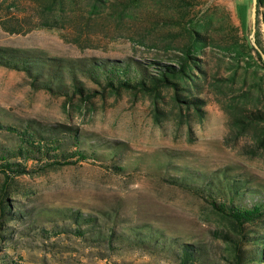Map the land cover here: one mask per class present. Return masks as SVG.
I'll return each instance as SVG.
<instances>
[{
    "label": "rangeland",
    "instance_id": "rangeland-1",
    "mask_svg": "<svg viewBox=\"0 0 264 264\" xmlns=\"http://www.w3.org/2000/svg\"><path fill=\"white\" fill-rule=\"evenodd\" d=\"M248 1L135 0L120 17L123 0H109L95 28H84L78 43L69 25L18 35L0 27V46L35 49L49 57L176 63L192 46L206 71H195L200 76L195 95L206 100L204 119L192 113L180 117L172 92L164 90L156 106L165 113L157 121L152 96L122 92L84 102L36 89L25 72L0 66V124H67L89 134L90 153L96 149L90 160L10 181L15 217L0 227V264H177L175 250L183 243L202 246L207 264H228V245L217 231L231 227L204 198L173 180L222 170L264 191V150L251 155L250 135L233 140L225 111L232 105L247 110L264 106L260 61L248 68L247 61L231 55L236 28L243 36L236 6ZM248 24L247 36L250 18ZM193 30L204 39L197 42ZM261 34L264 45V24ZM248 90V98L241 97ZM0 145H13L1 131ZM4 181L0 172V198ZM56 209L91 215L95 223L78 224ZM79 226L83 237L72 231ZM250 230L256 233L245 239L248 254L254 253L256 238L264 242V220ZM135 231L138 237L162 235L176 243L165 250L140 245Z\"/></svg>",
    "mask_w": 264,
    "mask_h": 264
},
{
    "label": "trees",
    "instance_id": "trees-1",
    "mask_svg": "<svg viewBox=\"0 0 264 264\" xmlns=\"http://www.w3.org/2000/svg\"><path fill=\"white\" fill-rule=\"evenodd\" d=\"M109 0H0V27L11 35L27 34L34 29H61L69 25L77 35L76 42L81 39L84 28L93 29L97 24L101 8ZM135 0H123L119 16ZM25 5L28 8H24ZM84 8H80V7ZM243 36L233 39L236 48L231 55L238 60L247 61L250 68L255 59L260 61L264 69L261 55L253 48L248 32L251 11V0L236 6ZM82 9V10H80ZM264 24V0H258L257 42L264 51L261 25ZM195 40L202 41V34L193 30L190 34ZM75 42V43H76ZM256 54V56H255ZM0 66L25 72L36 89L46 90L69 99L91 102L98 96L118 95L122 92H133L149 95L154 98V117L162 119L164 110L158 108L164 90L172 92V101L178 107L180 117H188L191 113L200 119L205 117L206 100L195 95L198 92L199 75L195 71L206 74L203 61L193 53L192 46L183 50L176 63L153 60L149 63L135 58L124 60L99 58H62L49 57L35 49H23L0 46ZM90 83L94 87L88 85ZM251 91H245L241 97L248 98ZM229 115L230 133L233 140L250 135L253 141L251 155L264 150V106L248 109L238 105L225 108ZM0 131L8 135L13 145H0V172L4 175V196L0 198V227L15 217L9 206V183L15 177L24 174L38 173L62 166L84 162L96 157V149L92 153L86 148L89 134L78 127L67 124H44L35 120H26L19 126L0 124ZM95 142L100 144L99 142ZM30 163H33L30 165ZM37 168L38 170H36ZM175 184L204 198L212 211L225 220L230 230L220 231L219 235L227 243L228 264H253L264 261V242L256 238L254 253L248 254L243 245L251 233L247 227L254 226L264 220V191L250 188L242 178L231 177L221 171L211 174L190 173L187 177L173 180ZM56 214L73 218L78 224H91L94 217L67 209H56ZM64 229L56 231L60 233ZM83 237L85 230L79 226L72 230ZM133 233L140 245L153 244L167 249L176 243L160 236L145 235L138 237ZM102 234H98L101 237ZM111 236V235H110ZM113 237V235H112ZM107 239V238H106ZM111 242V240H110ZM1 251V250H0ZM177 264H207L208 255L199 244L183 243L175 250ZM10 263V262H9ZM5 263V264H9ZM10 264H19L12 262Z\"/></svg>",
    "mask_w": 264,
    "mask_h": 264
},
{
    "label": "water",
    "instance_id": "water-1",
    "mask_svg": "<svg viewBox=\"0 0 264 264\" xmlns=\"http://www.w3.org/2000/svg\"><path fill=\"white\" fill-rule=\"evenodd\" d=\"M257 30H258V0H252V8L250 12L249 40L253 48L261 55L264 61V51L257 42Z\"/></svg>",
    "mask_w": 264,
    "mask_h": 264
}]
</instances>
